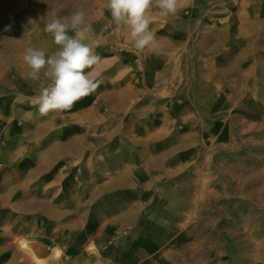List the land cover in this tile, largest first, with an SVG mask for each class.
<instances>
[{
  "label": "rangeland",
  "instance_id": "obj_1",
  "mask_svg": "<svg viewBox=\"0 0 264 264\" xmlns=\"http://www.w3.org/2000/svg\"><path fill=\"white\" fill-rule=\"evenodd\" d=\"M78 10L97 64L156 61L173 79L161 88L171 87L176 109L154 141L170 144V156L112 213L82 214L83 257L50 264H264V0H179L176 16L152 7L144 54L126 26L109 24L106 0H0V146L39 114L51 83L28 78L26 49L57 50L45 24ZM11 231L3 219L0 264H46L28 260Z\"/></svg>",
  "mask_w": 264,
  "mask_h": 264
},
{
  "label": "crops",
  "instance_id": "obj_2",
  "mask_svg": "<svg viewBox=\"0 0 264 264\" xmlns=\"http://www.w3.org/2000/svg\"><path fill=\"white\" fill-rule=\"evenodd\" d=\"M160 69L156 61L97 64L89 72L100 82L95 92L70 110L28 114L10 131L0 146V244L4 219L12 242L25 238L28 260L83 257L82 214L112 213L116 197L170 156V144L154 143L176 109L171 87L161 88L173 79Z\"/></svg>",
  "mask_w": 264,
  "mask_h": 264
},
{
  "label": "clouds",
  "instance_id": "obj_3",
  "mask_svg": "<svg viewBox=\"0 0 264 264\" xmlns=\"http://www.w3.org/2000/svg\"><path fill=\"white\" fill-rule=\"evenodd\" d=\"M106 7L111 14L109 24L126 26L133 48L144 54L152 51L154 40L149 10L156 7L163 16H176L179 0H106ZM44 31L52 36L58 49L46 54L44 49L28 47L23 56L28 78L39 80L42 75L51 81L49 86L40 89L38 112L41 116L70 110L76 102L95 92L100 82L90 78L86 69L101 59L92 45L85 43L93 28L87 23L84 11L53 18L45 24Z\"/></svg>",
  "mask_w": 264,
  "mask_h": 264
}]
</instances>
